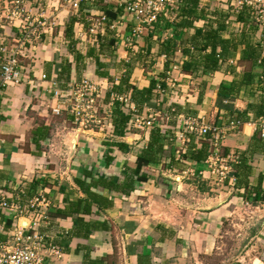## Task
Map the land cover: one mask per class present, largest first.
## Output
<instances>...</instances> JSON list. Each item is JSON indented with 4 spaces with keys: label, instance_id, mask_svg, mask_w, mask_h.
Masks as SVG:
<instances>
[{
    "label": "crops",
    "instance_id": "1",
    "mask_svg": "<svg viewBox=\"0 0 264 264\" xmlns=\"http://www.w3.org/2000/svg\"><path fill=\"white\" fill-rule=\"evenodd\" d=\"M8 1L11 0H0V46H11V42L19 37V28L5 19L3 14L4 5ZM123 1L126 0L83 3L78 13L60 10L55 1H42L44 16L41 21L46 20L51 30L45 29L47 33L42 35L41 43L35 48L33 55L36 60L24 61L29 74L21 84L5 88L0 84V191L9 203L18 202L19 199L20 205H23L39 194L48 200L46 211L49 220L42 223L39 231L47 243L60 248L63 255L60 260L47 264H203L204 258L212 255L214 249H219L215 248V243L221 239L225 223L229 222L234 213L233 206L235 209L243 207L253 213L251 225H256L253 235L263 245V251L256 258L255 264H264V202L255 206L245 203L239 195L244 189L236 188L237 178L234 175H230L236 179L233 185L228 179L218 190V195L208 198L199 207L186 208L178 195L171 201H166L165 198H171L174 192L181 193L182 179L192 180L193 183L195 178H199L187 171H204L205 161L201 164L179 162V169L173 167L174 164H167V159L175 158L174 144L163 135L160 140L162 155L145 168L144 172L149 176L147 182L132 183L133 188L127 196L101 187L91 188L92 192L108 197L112 204L101 210L93 208L91 213L80 215L83 227L91 230L88 235L69 236L74 227L70 215L55 220L50 218L52 213L66 211L70 202L85 198V194L75 184V179L89 183L102 176L119 186L124 182L130 183L125 179V174H130L138 157L147 152L152 133L151 130L125 129L120 130L123 133H118L113 138H104L97 132H78L75 152L71 155L69 144L76 132L74 127L69 130L66 124L54 128L50 125L52 120L58 118L73 124L67 112L55 116L47 108L46 104L50 99L47 88L50 81L55 79L61 87H65L69 82L88 78L102 83L108 90V78L118 83L121 79H126L128 74V84L138 89L148 88L154 79L156 86L161 85L166 93L163 96L156 94V98L149 102V107L157 112H166L169 106H173L183 116L201 118L207 124L216 126L237 120L235 113H242L259 101V93L255 92L252 96L241 93L234 102L233 114L218 111L215 106L218 85L221 81H232L233 77L223 72L203 77L182 73L181 64L187 57L180 54L179 46L170 59L166 77L162 79L160 74L168 57L159 52V42H167L163 37L165 31L170 30L169 33L174 35L173 28L159 31L151 38L144 31L129 46L125 36L130 34L135 23L124 14ZM36 2L37 0H24L25 10L30 12L31 19L39 17ZM234 5L231 0H198L196 8L203 14L194 21L192 27L184 30V38L189 39L196 29L206 27L211 20L214 21L217 13H225L228 8L233 9ZM107 12L111 15L108 16ZM101 14L106 15L110 22L123 18L124 23L118 31H110L108 25L105 26L98 36L99 41L104 38L108 42L113 38L114 43L97 48V42L93 43L90 38V21ZM262 20L260 24L264 27V17ZM51 23L55 25L51 27ZM235 27L239 28V25L236 24ZM258 40L264 50V30L263 33L258 31L254 35L253 42ZM176 42L179 44V39ZM241 50L242 47H238L234 59L228 61L236 67L238 73L249 71L252 67L251 61L238 66ZM4 60L0 53V63ZM97 64L101 66L100 72L105 74L104 77L96 75ZM173 66L177 69L172 70ZM255 70L261 71L259 68ZM41 74H45L47 80L41 81ZM168 74L177 81L174 92H170L167 87ZM30 82L38 87L32 90ZM31 90L34 96L31 95ZM249 112L248 119L240 120L243 124L222 141L223 155L236 154L240 158L248 151L249 146L255 147L252 138L257 120ZM139 114L148 115L144 108L139 109ZM54 134H60L56 142L52 139ZM167 134L173 137L174 133L169 131ZM196 146L198 148L199 144L196 143ZM174 162L177 161L174 159ZM245 165L248 170L243 181L247 180L249 188L255 187L262 174L261 187L264 190V152L248 157ZM178 170H181L184 178H171L170 175ZM170 179L173 184L180 182V186L175 183L174 188H171ZM35 180L39 183L33 189L31 185ZM159 180L163 182L162 185ZM141 197H146L145 206L139 204L142 202ZM220 202L223 203L218 206ZM7 221L4 216L0 221V227L3 223L4 231L7 230ZM24 222L22 217L19 223L24 225ZM0 237L3 241L7 238L2 232ZM229 264L243 263L236 260Z\"/></svg>",
    "mask_w": 264,
    "mask_h": 264
},
{
    "label": "built area",
    "instance_id": "2",
    "mask_svg": "<svg viewBox=\"0 0 264 264\" xmlns=\"http://www.w3.org/2000/svg\"><path fill=\"white\" fill-rule=\"evenodd\" d=\"M42 1L37 0L36 2L39 9L37 19H31L30 12L25 10L24 0H11L4 5V17L19 28V37L11 42V46H0V53L5 58L0 63V84L3 88L12 84H21L23 79H26L29 71H27L28 66H25L24 61L34 62L36 60L33 55L34 50L41 43L42 35L47 33L45 29L51 30L46 20L41 21L44 16ZM52 1L57 3L60 10L78 13L81 4L92 3L95 0H48L49 3ZM231 1L235 3L234 12L237 13L242 7H248L254 12L256 22L263 21L264 0ZM182 2L183 0L123 1L124 14L135 23L130 34L125 36L127 44L131 46L137 41L145 29L156 22L158 17H170L174 8ZM90 22L89 34L93 43L97 42L98 36L105 26L108 25L110 31H118V28L124 23L123 18L110 22L104 14L92 18ZM53 25L55 23L50 24L51 27ZM169 31H165L163 36L165 40L174 38ZM116 34L120 36L118 32ZM175 69L177 67L173 66L172 70ZM39 79L45 81L47 77L45 74H41ZM166 81L169 91H176L177 81L169 77V74ZM30 85L33 86L32 90L38 87L32 82ZM47 89L50 99L46 106L50 113L59 116L63 112H67L72 118L75 130L79 133L84 134L92 131L104 138H113L110 115L114 105L118 103L134 114L127 124V131L130 129L158 130L161 135L170 138L169 141H173V155L175 161L178 162L186 163L181 156L187 150L189 135H195L196 143L210 135L212 146L205 161V170L196 173L189 169L187 173L193 172L191 175H197L202 182L214 181L215 185L220 186H223L228 179L232 185L236 182L235 177H230V175L234 171V166L239 163V155H223L221 144L229 133L237 130L243 124L240 120L228 121L223 126L209 125L201 118L179 114L173 106H169L166 112H157L147 104H144L143 108L148 115H141L137 113V107L129 94L110 93L106 98L107 89L102 83L88 78L69 82L65 87H61L59 81L54 79L49 82ZM32 90L31 95L34 96ZM156 92L163 96L166 90L161 85H157ZM256 130H258L260 138L264 140V118L255 122ZM169 131L174 133L173 137L167 134ZM166 162L170 163V159H167ZM17 201L9 203L4 193L0 191V210L5 220L12 221L10 229L4 231L3 223L0 227V232L7 236L6 240H0V264H47L60 260L63 255L60 248L49 245L44 235L39 231L42 223L49 220L46 211L48 200L39 194L28 200L25 206L20 205L19 199ZM22 217L25 221L24 225L19 223Z\"/></svg>",
    "mask_w": 264,
    "mask_h": 264
},
{
    "label": "trees",
    "instance_id": "3",
    "mask_svg": "<svg viewBox=\"0 0 264 264\" xmlns=\"http://www.w3.org/2000/svg\"><path fill=\"white\" fill-rule=\"evenodd\" d=\"M197 2L198 0H183L181 4L174 8L170 17H158L156 22L145 29L147 36L151 38L159 31L166 28H173V37L175 40L173 38L167 42H159V52L168 57V61L160 76L162 79L166 77L165 74L169 70L170 59L176 53L177 47L179 46L180 54L187 57V60L181 64L182 73L190 74L192 77H203L213 75L216 72H223L233 77L232 81H221L218 85L215 100V106L218 111H227L233 114L235 112L234 102L241 93L252 96L256 92L259 93V101L255 104H251L244 112L235 113V118L245 121L248 119L247 114L250 113L249 111H251L254 120L264 118V50L259 40L253 42L254 35L258 31L263 33L264 27L259 22H256L254 12L248 7H242L237 13L234 12L232 8H228L225 13H217V17H215L216 19L214 21L211 20V23L209 22L206 27L196 29L193 36L186 39L183 36L184 30H188V28L192 27L194 21L200 19L203 14L202 11L197 10ZM106 14L108 16L111 15L109 12ZM72 24L73 22L71 21L70 25ZM236 24L239 25V28L235 27ZM223 35H227V37L225 38ZM176 39H179V44L176 42ZM102 40L103 41H101V38L100 41L97 39L95 47L98 48L104 45L110 46V44L114 43L113 38L108 40V42L105 41L104 38ZM238 47H242L238 59V66L245 61H251L252 67L249 71H240L238 73L236 67L228 63L229 60L234 59ZM262 51L263 54L261 55ZM257 61L259 62L258 64ZM258 68L261 69V71L255 70ZM100 69L101 66L97 64L95 73L99 77H104L105 74L100 72ZM127 77L128 74L125 77L126 79H121L118 83H114L111 78H108L109 83L106 98L110 93H127L137 107V113L139 114V109L143 108L145 103L148 105L151 100L156 98L157 83L153 79L148 88L138 89L128 84ZM133 116L134 114L128 108L118 103L114 105L110 115V121L115 136L118 135V133H123L120 130L126 129L129 120H131ZM150 137L151 139L149 148L146 150L147 152H144L138 157L135 167L130 171V174H125V179L127 178L130 183L124 182L119 186L117 183H114L113 180H107L102 176H99L97 180H93L89 183L75 179V184L85 194V198L70 202L66 211L62 212L59 210L52 213L50 218L55 220L56 218H66L70 215L73 218L74 227L69 236H78L79 234L88 235L91 230H87L83 227L80 215L91 213V209L93 208L101 210L112 204V201L108 197L92 192L91 188L101 187L127 196L133 188V186H131L132 183L135 181L138 184L147 182L149 176L148 173L144 172L145 168L149 163L155 162L158 156L162 155L163 152V146L160 142L162 138L160 132L156 129L152 130ZM189 139L187 150L185 154L181 156L182 160L184 162H195L198 164L206 161L212 146L211 136L208 135L204 140H199L197 142L199 144L198 148L196 146L195 135H189ZM252 139L253 146L255 147L249 146L248 151L241 155L239 163L234 166V174L232 173V175L237 178L236 188L242 187L244 189L243 193L239 194L241 199L245 203L255 206L264 202V190L261 187L263 175H259L258 184L255 187L249 188L247 180L243 181V177L246 176L248 170L245 162L246 159L254 153L264 152V140L260 138L258 130L255 131ZM171 143H173V141H171ZM119 147L122 146L119 145ZM172 164H174L173 167L179 168V162H174V159L171 158L170 165ZM38 183V180L33 181L31 188L35 189ZM193 183L200 192L209 191V188H204V182H202L200 178H195ZM26 203L23 205L25 206ZM2 217L3 214L0 212V221H2ZM10 227H12V224L11 221L8 220L5 223V229H10ZM0 239L2 238L0 237Z\"/></svg>",
    "mask_w": 264,
    "mask_h": 264
},
{
    "label": "rangeland",
    "instance_id": "4",
    "mask_svg": "<svg viewBox=\"0 0 264 264\" xmlns=\"http://www.w3.org/2000/svg\"><path fill=\"white\" fill-rule=\"evenodd\" d=\"M61 119L62 118L52 120V122H50L52 128L64 124H66L69 130L70 127H75L71 122H63ZM59 136L60 134H57V136L54 134L52 138L53 141L56 142L59 139ZM180 171L181 170H178L176 173L171 174L170 177H183ZM170 182H172V184H170L171 188H174L175 183H177L176 186H180L181 184L182 191H180L181 193L174 192L172 195L173 198H165L166 201H171L170 199H174L178 195V197L183 199L182 204L183 206H186V208H191L192 206L193 208L201 206V204H204L203 202L208 200V198L218 195V190L222 188L220 185H215V183H213L214 181H207L203 183V186L204 188H209V190L211 189V192H200L198 189H196L195 185L192 183V180L182 179L181 183L174 182L173 184L172 179H170ZM159 184L162 185L163 182L159 180ZM141 198L142 202L139 204L141 206H145L147 204L146 197ZM232 209L234 213L229 218V222L225 223V231H223L221 239L217 240V243H215V248L217 247L219 249H214L212 255L204 258L202 260L203 264H223L222 262H224V264H229L235 263L236 260H240L243 264H255V261H257L256 258L260 257V253L263 251V245L260 244L253 235V231L256 228V225H251V221H253V213L244 210L243 207L235 209V206H233Z\"/></svg>",
    "mask_w": 264,
    "mask_h": 264
},
{
    "label": "water",
    "instance_id": "5",
    "mask_svg": "<svg viewBox=\"0 0 264 264\" xmlns=\"http://www.w3.org/2000/svg\"><path fill=\"white\" fill-rule=\"evenodd\" d=\"M77 139H78V131H76L73 135V137L70 140V154L73 155L75 152V147H76V143H77ZM223 202L218 203L217 205L219 206L220 204H222Z\"/></svg>",
    "mask_w": 264,
    "mask_h": 264
}]
</instances>
